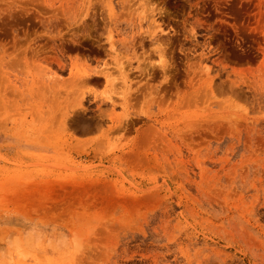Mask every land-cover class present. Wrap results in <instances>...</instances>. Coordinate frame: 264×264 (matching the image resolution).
<instances>
[{"label": "rangeland", "instance_id": "1", "mask_svg": "<svg viewBox=\"0 0 264 264\" xmlns=\"http://www.w3.org/2000/svg\"><path fill=\"white\" fill-rule=\"evenodd\" d=\"M0 264H264V0H0Z\"/></svg>", "mask_w": 264, "mask_h": 264}, {"label": "bare ground", "instance_id": "2", "mask_svg": "<svg viewBox=\"0 0 264 264\" xmlns=\"http://www.w3.org/2000/svg\"><path fill=\"white\" fill-rule=\"evenodd\" d=\"M120 64V63H119ZM121 65V64H120Z\"/></svg>", "mask_w": 264, "mask_h": 264}]
</instances>
